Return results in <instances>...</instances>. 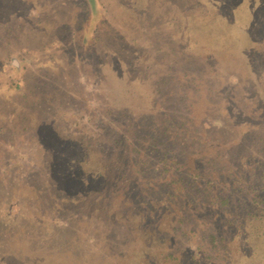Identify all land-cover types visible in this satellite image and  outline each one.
<instances>
[{
    "label": "rangeland",
    "instance_id": "rangeland-1",
    "mask_svg": "<svg viewBox=\"0 0 264 264\" xmlns=\"http://www.w3.org/2000/svg\"><path fill=\"white\" fill-rule=\"evenodd\" d=\"M0 264H264V0H0Z\"/></svg>",
    "mask_w": 264,
    "mask_h": 264
},
{
    "label": "trees",
    "instance_id": "trees-1",
    "mask_svg": "<svg viewBox=\"0 0 264 264\" xmlns=\"http://www.w3.org/2000/svg\"><path fill=\"white\" fill-rule=\"evenodd\" d=\"M174 168H175V171L174 172H176L179 169V168H176L175 166H174ZM244 168H249L250 169V167H248V166L246 167V163H242L240 169H238V170H240V173H241L240 176H239L240 178L243 176L242 175V172L245 170ZM195 169H198V168H194V171H196ZM179 172H181V171H179ZM181 173H184V171H182ZM105 175H106V169H104V167L100 168V172H98L97 177H102V180L105 181V183H107V179H106V176ZM122 175H123V173H122ZM189 176L191 177V179H190L191 181L189 183L191 184L192 188L195 189L199 184H196V182L194 180H196L197 177H199V174L195 172V174H189ZM180 179H182V177ZM180 179H177V181L179 182ZM122 188H123V185H122ZM92 190L95 191L94 189H92ZM178 194L179 193L171 194V195H172V197H174V196H176ZM91 195H92L91 193L82 194V195L79 196V199H78V198H76V194L75 193H73L71 195L70 194L64 195L63 193L61 194V192H59L58 195H56V194L55 195H52L50 197V199H51V201L53 202V204L55 205V207L57 209L58 208L59 209H63L66 206H68V207H71V206H74V207H82L84 205L90 206V204L92 202L91 201V197H92ZM130 195H132V194L121 192L119 195H116V196L111 197V199H114V197H115L116 199H119L120 200V203L119 204H121V203H125L129 198H131ZM183 197H184L183 202H185V201H187V198L189 196L188 195H184ZM225 200H226V198L220 199L219 200V203L220 204L226 203ZM76 204H79V205L76 206ZM126 216H127V214H126Z\"/></svg>",
    "mask_w": 264,
    "mask_h": 264
}]
</instances>
